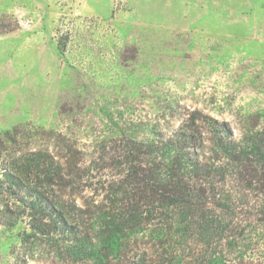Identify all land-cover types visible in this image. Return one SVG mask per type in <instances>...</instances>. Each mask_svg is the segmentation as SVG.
<instances>
[{
	"label": "rangeland",
	"instance_id": "1",
	"mask_svg": "<svg viewBox=\"0 0 264 264\" xmlns=\"http://www.w3.org/2000/svg\"><path fill=\"white\" fill-rule=\"evenodd\" d=\"M191 111L236 136L264 126V0H0V135L73 145L97 182L117 176L127 140L169 135ZM100 198L66 202L86 230ZM29 234L0 225V264H97Z\"/></svg>",
	"mask_w": 264,
	"mask_h": 264
},
{
	"label": "trees",
	"instance_id": "2",
	"mask_svg": "<svg viewBox=\"0 0 264 264\" xmlns=\"http://www.w3.org/2000/svg\"><path fill=\"white\" fill-rule=\"evenodd\" d=\"M15 132L0 135V225L24 222L29 238L63 260L264 264V126L236 136L191 111L169 135L127 140L117 176L97 182L73 145L53 153ZM82 189L101 197L89 230L74 216L87 212L66 203Z\"/></svg>",
	"mask_w": 264,
	"mask_h": 264
}]
</instances>
